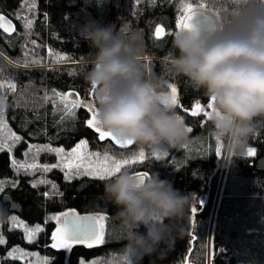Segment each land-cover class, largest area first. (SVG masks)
<instances>
[{"label": "trees", "instance_id": "16d2710c", "mask_svg": "<svg viewBox=\"0 0 264 264\" xmlns=\"http://www.w3.org/2000/svg\"><path fill=\"white\" fill-rule=\"evenodd\" d=\"M32 2L0 0V14L9 17L16 27L12 36L0 32V101L5 103L0 116L8 130L22 137L10 152L0 151V210L5 217L0 222V235L6 241L0 244V264H41L44 258L48 264H125L120 254L125 241L115 219L118 209L103 196L109 178L73 175L69 179L67 170L51 167L58 163L56 153L36 151L51 147L69 152L84 140L91 152L107 153L117 159L139 154L135 144L121 147L110 138L101 141L86 125L87 108H78L74 117L61 122L63 113L45 99L51 93H67L96 106L94 90L83 74L90 66L88 54L93 51L84 35L97 25H115L125 33H139L146 57L143 67L167 83L166 91L169 83L176 86L178 103L173 110L183 117L186 128L192 129L180 148L162 145L146 149L142 162L121 169L133 174L158 173L181 193L193 194L183 222V238L176 240L166 259L145 256L142 264H264V123L259 125V134L249 140V149H254L255 154L227 162L220 183L223 154L221 149L220 155L216 154V140L209 134L204 114L212 111L207 107L210 101L202 90L191 88L184 77L168 72L161 60L171 48L186 4L194 8L204 4L203 10L215 15L223 29L248 0H35L34 9ZM28 19L33 21L31 28L24 27ZM157 27L163 30L159 39L155 35ZM13 84L15 91L10 87ZM197 102L203 112L193 116L191 111ZM3 138L6 140V134ZM30 145L34 146L31 152ZM13 159L39 168L27 173L24 169L16 171ZM45 165L51 170L42 171ZM194 206L198 209L195 225L191 222ZM66 212L105 216L104 242L91 247H51L52 234L59 225L51 217H61ZM13 216L26 227L39 226L43 231L29 242L24 228L14 226ZM193 235L195 241L191 239ZM13 249L28 255L17 252L15 258L10 257Z\"/></svg>", "mask_w": 264, "mask_h": 264}, {"label": "clouds", "instance_id": "9594fccd", "mask_svg": "<svg viewBox=\"0 0 264 264\" xmlns=\"http://www.w3.org/2000/svg\"><path fill=\"white\" fill-rule=\"evenodd\" d=\"M84 39L93 50L83 79L94 90L97 126L138 150L180 148L188 137L184 119L166 103L167 83L143 67L139 33L97 25ZM161 60L211 102L209 134L220 142L222 159H244L264 123V4L248 0L223 29L176 31ZM103 196L118 209L125 264H142L153 255L166 259L183 238L193 194L181 193L158 173L140 182L121 170L105 182ZM4 218L0 210V222Z\"/></svg>", "mask_w": 264, "mask_h": 264}, {"label": "snow or ice", "instance_id": "6c2138e0", "mask_svg": "<svg viewBox=\"0 0 264 264\" xmlns=\"http://www.w3.org/2000/svg\"><path fill=\"white\" fill-rule=\"evenodd\" d=\"M247 2V0H245ZM36 7L35 0H33L31 4V8L34 9ZM200 9L205 8L204 4L199 5ZM184 15L180 16L177 21V28L179 30H193V20L196 17H199L203 22L202 28L205 31H214L215 28L209 26L208 24V17L205 16L203 13L199 12L196 8L193 7L192 4H186L183 8ZM17 19H21L19 15H17ZM33 25V21L31 19L26 20L24 27L31 28ZM0 29H3L4 32L11 34L15 31L14 26L11 24L10 20H7L3 15H0ZM156 38L159 39L163 35V30L160 27L156 28L155 32ZM33 43H35L33 41ZM27 55V53H25ZM60 59H64L61 57ZM35 63V62H33ZM27 67L28 64L25 63L23 65ZM2 87V85H0ZM11 89L15 91V85H10ZM171 97L167 98L166 103L170 105L176 104V91L177 89L171 85ZM69 94L60 95L57 93V97L61 104H63V108H58L56 110L61 111L63 115L61 116V122L67 120L69 117H74L75 112L74 109L77 108H88L89 111L92 113L91 118L86 120V125L89 128H94L97 133H99V139L101 141L105 140V138H110L119 144L121 147H127L132 145L131 141H120L116 137H114L111 133L106 132L99 128L95 121V111L89 104H82L79 98L75 100L68 99ZM45 99H48L45 97ZM209 109H213L211 102L207 105ZM54 108L56 106L54 105ZM195 108L198 110L191 111V115L195 116L198 115L199 112H203V108L200 107L199 102L195 105ZM207 117H209L210 113H204ZM187 132H191V128H186ZM6 134V140L3 138ZM22 140V137L17 135L15 132H11L8 130V125L0 116V151L4 149H8L10 152L12 147H14L17 143ZM7 141H12V144H8ZM34 146H29V152L33 150ZM221 145L219 141H216V154L217 156L220 155ZM37 152L47 151V152H54L59 157V161L57 164L52 165V168L56 167H63L68 169L66 176L71 179L73 175H88L93 177H98L100 180H104L106 178H110L113 175L119 173L121 169L125 166L136 164L138 162H142L145 156L144 150H140L138 156H131L123 159H117L110 155H103L101 156L98 152H88L87 151V142L82 140L80 141L70 152L65 153L62 148H36ZM254 149H248L247 155L252 156L254 155ZM27 155V153H25ZM159 159V156L157 157ZM12 166L16 171L20 169H24L25 172H29L30 170L34 171L38 168L36 164H28V163H21L16 161L15 159L12 160ZM51 169L45 165L42 169L44 172H48ZM148 172H143L137 174V178L140 182H143V179L147 175ZM45 181H41L44 183ZM35 187V184L33 185ZM54 187V186H53ZM2 187H0V191H2ZM201 203V202H200ZM198 209L194 206L191 209V222L195 225V217L197 214ZM51 219L57 220L60 224L59 227L52 234L53 244L51 247L53 248H64L68 249L71 247L73 243H85L87 246L91 247L94 243H103V231H104V224L103 221L106 219L103 215L97 216H77L75 213H64L63 220L59 216L51 217ZM11 221L13 222L14 226L19 225L20 227L24 228L26 233V239L29 242H32L37 233L43 231V229L39 226L34 228H28L23 225L22 222L16 221V218L13 216L11 217ZM193 241L196 240V236L193 235L191 237ZM6 243L5 239L2 235H0V244ZM20 252L19 249H13L12 252H9V256L15 258L14 254ZM20 255L26 256L28 253L20 252ZM41 264H48L47 258H44ZM95 264V262H94Z\"/></svg>", "mask_w": 264, "mask_h": 264}, {"label": "rangeland", "instance_id": "374dc122", "mask_svg": "<svg viewBox=\"0 0 264 264\" xmlns=\"http://www.w3.org/2000/svg\"><path fill=\"white\" fill-rule=\"evenodd\" d=\"M258 3H261V0H258ZM197 10H200V11H205V10H203V9H200V8H196ZM208 13V12H207ZM211 17H212V19L214 20V23H215V26H216V28L217 27H219V21H218V19H217V17L215 16V15H213V14H210V13H208ZM2 82L0 81V84H1ZM169 85H171V86H173V87H175L176 88V86L174 85V84H171V83H169L168 84V88H167V94H168V97L170 98L171 97V88L169 87ZM177 89V88H176ZM48 96V99L51 101L50 103L52 104V106L54 107V105L56 106V108H54V110H56V109H58V108H63V104H61L60 103V101H59V99H58V97H57V94L56 93H51V94H49V95H47ZM62 96V95H61ZM68 99L69 100H75V99H77L74 95H72V94H69V96H68ZM82 102V104H85V103H83V101H81ZM177 103H178V96H177V91H176V104L175 105H171L172 107H175L176 105H177ZM89 105H91L92 106V108L94 109L95 107L92 105V103H88ZM78 109V108H77ZM77 109H74V112H76V110ZM88 109V108H87ZM4 110H5V103L4 102H2V101H0V114L1 113H3L4 112ZM194 110H197L196 108H194ZM57 112H61V111H58V110H56ZM198 111V110H197ZM88 112H89V118H91V115H92V113L89 111V109H88ZM62 113V112H61ZM93 131H95V129L94 128H91ZM96 132V131H95ZM97 133V132H96ZM98 134V137H99V133H97ZM87 151L88 152H91L88 148H87ZM70 152V151H69ZM65 153H67V152H65ZM105 154H107V153H100V155L101 156H103V155H105ZM108 155V154H107ZM111 156V155H110ZM59 161V160H58ZM226 161H224V163H223V167H222V174H221V178H220V183H221V181L223 180V177H224V172H225V168H226ZM39 168V167H38ZM59 169H61V168H63V167H58ZM64 170H67L68 171V169H66V168H63ZM137 175V174H136ZM41 180H43V179H41ZM217 198H218V196H217ZM62 217L63 216H61L60 218L62 219ZM57 221V220H56ZM19 228V227H18ZM22 229V228H21Z\"/></svg>", "mask_w": 264, "mask_h": 264}, {"label": "water", "instance_id": "95a60500", "mask_svg": "<svg viewBox=\"0 0 264 264\" xmlns=\"http://www.w3.org/2000/svg\"><path fill=\"white\" fill-rule=\"evenodd\" d=\"M198 11L201 12V13H203L205 16L208 17V24H209V26H212V27L216 28L215 23H214V20L212 19V17L207 12L200 11V10H198ZM0 15H3V14H0ZM3 16L7 20H10L11 21V24L14 26L15 31H16V27H15L14 22L9 17H7L6 15H3ZM192 23H193V30L194 31H199L202 28V26H203V22L201 21L200 18H194V20H193ZM15 31L12 32L11 34H9V33L4 32L3 29H0V32L3 33L5 36H12L15 33ZM77 216H80V215H77ZM88 216H92V215H88ZM61 220H63V217H62ZM59 226H60V224L58 225V227ZM95 244L96 243H94L93 245H95ZM72 245H84V246H87L85 243H73Z\"/></svg>", "mask_w": 264, "mask_h": 264}]
</instances>
